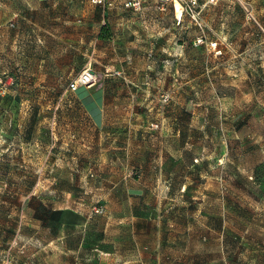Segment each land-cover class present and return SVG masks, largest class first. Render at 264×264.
I'll use <instances>...</instances> for the list:
<instances>
[{
    "label": "rangeland",
    "instance_id": "obj_1",
    "mask_svg": "<svg viewBox=\"0 0 264 264\" xmlns=\"http://www.w3.org/2000/svg\"><path fill=\"white\" fill-rule=\"evenodd\" d=\"M13 1L24 39L0 46V75L13 78L0 96V264H88L54 239L72 233L67 246L75 247L80 227L46 225L50 212L70 210L79 221L88 217L94 232L105 228V188L126 173L138 175L139 164L163 146L180 152V161L167 160L169 167L192 174L183 198L209 201L212 206L200 209L213 211L219 194L243 218L226 226L236 232L264 226V0H240V9L217 0L207 5L215 9L196 10L202 34L220 54L192 45L201 31L187 15L174 31L169 4L144 1L132 11L124 0H64L59 10L69 18L74 13L80 27L64 24L60 37L43 40L39 7ZM85 66L96 81L108 70L107 102L117 105L107 127L96 130L66 89ZM124 130L137 139L126 142ZM169 133L179 140L165 143ZM139 135L148 141L139 142ZM221 146L218 172L211 154ZM204 170L210 177L221 173L218 193L213 178H202ZM98 206L103 213H94Z\"/></svg>",
    "mask_w": 264,
    "mask_h": 264
},
{
    "label": "crops",
    "instance_id": "obj_2",
    "mask_svg": "<svg viewBox=\"0 0 264 264\" xmlns=\"http://www.w3.org/2000/svg\"><path fill=\"white\" fill-rule=\"evenodd\" d=\"M63 1L33 0L39 7L38 11L45 15L44 22L38 26L43 33L41 36L43 40L45 35L60 37L64 24L73 28L77 25V29L80 27L78 21L74 19V13L72 18H69L65 17L68 14L66 10H59ZM206 1L196 0V9L202 10L203 7L210 5ZM231 1L240 9V0ZM157 3H160L161 7L169 4L172 8L170 14L173 17L174 31L184 25V15L179 23L176 21L175 4L172 5L169 1ZM210 9L215 8L207 6V10ZM16 11L13 0H0V46L21 44L24 39V33L16 31L18 28L15 26L14 18ZM192 45L196 46L193 41ZM80 71L69 80L66 89ZM107 73L108 70L102 74V80L96 81L92 86H79L76 90L70 91L73 103L79 107L89 126L94 130L107 127L108 112L117 107L107 102L110 89L104 77L111 76ZM131 77L122 76L125 80L127 78V81ZM127 108L134 110L130 104ZM135 111H138V108L135 107ZM124 131L126 133L122 135L126 142L137 139L136 133L130 135L129 130ZM116 137L118 136L115 135ZM138 137L139 142L148 141L142 135ZM178 138V134L169 133L163 141L172 143L179 140ZM183 143L185 147L191 143L189 136L185 137ZM223 144L224 142H221V145ZM217 145L219 146L218 142ZM204 148L203 146L202 157L208 159L210 154L208 151L204 152ZM162 150L164 151H158L153 159L147 157L142 161V165L139 164L138 175L130 177L126 173L121 181L105 188L104 204L107 210L104 215L105 228L94 232L89 225L87 226L89 218L86 216H83L78 224L58 223L59 229L80 227L81 233L75 247L67 246L72 233H59L54 239L59 241L62 249L67 253L85 257V261H89L88 264H100L98 257L101 255L107 257L108 262L105 264H264V226H256L258 231L255 232H248L246 227L243 231L236 232L229 225L226 226V220L243 222V218L234 211L239 206L225 204L224 198L219 194L213 200L216 208L213 211L200 209L201 205L212 206L213 203L209 201L193 196L183 198L179 193L190 190L191 182L187 181L186 176L188 173L190 176L192 174L186 171L184 176H181L176 169L167 165V160L180 161L178 150L167 146H163ZM211 155L217 160L219 172V161L223 156L222 146L220 151L216 150ZM195 162L196 158L191 159L190 167H193ZM202 178H213L217 193L222 188L221 173L210 177L204 170ZM208 194L209 192H206V195Z\"/></svg>",
    "mask_w": 264,
    "mask_h": 264
},
{
    "label": "built area",
    "instance_id": "obj_3",
    "mask_svg": "<svg viewBox=\"0 0 264 264\" xmlns=\"http://www.w3.org/2000/svg\"><path fill=\"white\" fill-rule=\"evenodd\" d=\"M102 0H92L93 3H101ZM146 0H125L123 2V7L126 9H131L132 11H138L142 6V3ZM157 2L169 1L174 5L175 3L179 4L180 13L176 16V21L179 23L183 15H187L198 27L201 34L195 39V44H205L208 48L212 49L215 54H220L217 43L207 42L205 36L202 34L203 28L201 24L197 21L198 12L196 11V0H154ZM209 4H215L216 0H207ZM112 75L119 76V72H114ZM96 74L91 70L89 66H85L79 74L69 83L68 89L70 91L76 90L79 86L89 87L95 84ZM13 83L12 76H1L0 75V96L4 95L6 88ZM94 213H103L104 210L102 207L98 206L94 208Z\"/></svg>",
    "mask_w": 264,
    "mask_h": 264
},
{
    "label": "trees",
    "instance_id": "obj_4",
    "mask_svg": "<svg viewBox=\"0 0 264 264\" xmlns=\"http://www.w3.org/2000/svg\"><path fill=\"white\" fill-rule=\"evenodd\" d=\"M2 208L3 207H1V209ZM46 221H47L46 225L49 224L54 228L56 225H58V223H66L69 225L78 224L79 216L70 210H55L50 212Z\"/></svg>",
    "mask_w": 264,
    "mask_h": 264
},
{
    "label": "bare ground",
    "instance_id": "obj_5",
    "mask_svg": "<svg viewBox=\"0 0 264 264\" xmlns=\"http://www.w3.org/2000/svg\"><path fill=\"white\" fill-rule=\"evenodd\" d=\"M175 4H177V3H175ZM178 5V4H177ZM177 9V8H176ZM176 13H177V16L179 15V13H180V10L179 9H177L176 10Z\"/></svg>",
    "mask_w": 264,
    "mask_h": 264
}]
</instances>
